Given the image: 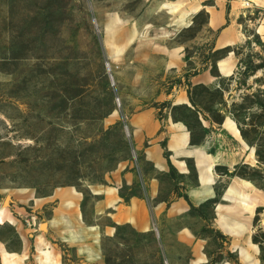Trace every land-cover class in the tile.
I'll return each mask as SVG.
<instances>
[{"label": "rangeland", "instance_id": "obj_1", "mask_svg": "<svg viewBox=\"0 0 264 264\" xmlns=\"http://www.w3.org/2000/svg\"><path fill=\"white\" fill-rule=\"evenodd\" d=\"M167 1L175 0H0V249L21 254L22 264H40L38 235L45 232L24 195L75 187L91 220L89 187L108 184L123 161H138L126 123L132 113L154 107L159 118L170 113L197 125L185 105L171 104L179 86L212 119H220L219 109L230 111L264 164V44L251 35L235 48L232 76L216 77L215 88L190 87L192 73L211 69L225 50H212L203 12L177 31L176 13L162 7ZM167 48H181L182 68L167 66ZM237 173L264 188V170L242 165ZM211 210H190L204 219L198 255L161 243L156 229L128 224L102 236L95 258L74 244L46 241L55 264H245L229 250V236L212 226ZM251 239L264 264V209L253 218Z\"/></svg>", "mask_w": 264, "mask_h": 264}, {"label": "crops", "instance_id": "obj_2", "mask_svg": "<svg viewBox=\"0 0 264 264\" xmlns=\"http://www.w3.org/2000/svg\"><path fill=\"white\" fill-rule=\"evenodd\" d=\"M244 1L249 6H244ZM166 3L162 7L176 13L171 24L179 26L177 31L190 26L199 12L206 13V27L217 31L211 42L212 50L229 49L215 62L220 76L235 73L238 64L235 48L251 35L264 44V0ZM257 11L259 15L255 16ZM166 54L168 67H183L181 48H167ZM216 79L207 66L192 75L190 82L191 86H214ZM171 104L193 109L183 86L176 89ZM220 111L219 122L206 112L196 113L197 127L173 119L170 113L159 118L154 107L132 113L126 123L138 161L135 164L123 161L110 172L108 184L89 187L94 198L91 220L83 193L75 187H59L45 197L24 195L23 200L32 201V208L45 221L42 223L45 232L38 235L40 240L44 239L37 242L38 262H58L48 245L49 237L74 244L91 257H99L102 236L112 235L120 224L139 231L156 229L161 243L172 240L198 255L202 246L196 238L204 219L193 216L190 210L211 204L212 226L229 236V250L237 252L245 264H260V248L252 241L251 233L257 210L264 209V188L237 170L242 165L264 170V164L258 160L256 146L243 137L237 121L226 109ZM102 219L109 222L103 223ZM0 252L2 264H22L21 254L12 256L2 245ZM242 253L249 254L250 260H244Z\"/></svg>", "mask_w": 264, "mask_h": 264}, {"label": "trees", "instance_id": "obj_3", "mask_svg": "<svg viewBox=\"0 0 264 264\" xmlns=\"http://www.w3.org/2000/svg\"><path fill=\"white\" fill-rule=\"evenodd\" d=\"M201 12H203V11H201ZM200 13V12H199ZM198 13V14H199ZM203 13H205V12H203ZM197 14V15H198ZM206 14V13H205ZM257 13H255V16H258V14L256 15ZM196 15V16H197ZM195 16V17H196ZM207 22V15H206V21H205V23ZM214 32V37L216 36V33H217V31H213ZM216 50H225V52L222 54V55H220V56H218V57H216L213 61H212V64H211V72H212V74L214 75V76H216V77H220V74L218 73V71H217V69H216V65H215V62H216V60L218 59V58H221L222 56H224L225 54H226V52L229 50L228 48H225V49H215L214 51H216ZM198 73V70L197 71H195V72H193L192 73V75H195V74H197ZM190 85H191V83H190ZM190 87H192V86H190ZM203 87H205V86H203ZM216 86H212V88H215ZM207 89V88H206ZM189 99H190V102H191V105L193 106V109H191L190 107H187V106H185L189 111H192L195 115H196V113H198V112H205V109L203 108V107H200L199 105H198V102H196L195 100H194V98L192 97V95H191V92L189 91ZM220 104V103H219ZM221 109H219L218 111H220ZM230 112V111H229ZM230 114L233 116V114L230 112ZM195 115H194V117H195ZM221 118H222V116L220 117V119L219 120H216V119H213L214 121H217V122H219V121H221ZM235 119V118H234ZM195 120L196 121H198L197 120V118L195 117ZM236 120V119H235ZM186 121V120H185ZM237 121V120H236ZM237 123H238V125H239V127L241 128V133H242V135H243V137L245 138V135H244V133H243V129H242V126H241V124H240V122H238L237 121ZM189 127H190V125H189ZM256 154H257V157H258V160L259 161H262V159H261V157H260V153H259V150H258V148L256 149Z\"/></svg>", "mask_w": 264, "mask_h": 264}, {"label": "bare ground", "instance_id": "obj_4", "mask_svg": "<svg viewBox=\"0 0 264 264\" xmlns=\"http://www.w3.org/2000/svg\"><path fill=\"white\" fill-rule=\"evenodd\" d=\"M1 213H2V209L0 208V221H1V219H2V217H1ZM242 257H243L244 260H250V258H249V254H247V253H242ZM7 264H8V263H7Z\"/></svg>", "mask_w": 264, "mask_h": 264}, {"label": "built area", "instance_id": "obj_5", "mask_svg": "<svg viewBox=\"0 0 264 264\" xmlns=\"http://www.w3.org/2000/svg\"><path fill=\"white\" fill-rule=\"evenodd\" d=\"M243 4H244V6H249L248 1H244Z\"/></svg>", "mask_w": 264, "mask_h": 264}]
</instances>
